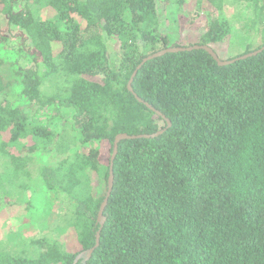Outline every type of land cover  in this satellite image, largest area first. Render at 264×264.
<instances>
[{
  "label": "trees",
  "instance_id": "16d2710c",
  "mask_svg": "<svg viewBox=\"0 0 264 264\" xmlns=\"http://www.w3.org/2000/svg\"><path fill=\"white\" fill-rule=\"evenodd\" d=\"M46 1L50 19L0 0V23L28 41L18 48L0 32V197L6 183L37 180L66 211L58 237L0 242V264H264V49L240 58L264 39L226 64L187 48L230 33V2L253 6L252 28L264 27V0H204L213 10L189 45L162 33L157 13L189 0ZM105 35L120 41L116 59ZM172 47L186 49L145 62L131 91L142 61ZM121 133L134 137L119 142L102 224ZM56 153L55 164L40 163ZM68 232L73 242L60 239Z\"/></svg>",
  "mask_w": 264,
  "mask_h": 264
},
{
  "label": "rangeland",
  "instance_id": "374dc122",
  "mask_svg": "<svg viewBox=\"0 0 264 264\" xmlns=\"http://www.w3.org/2000/svg\"><path fill=\"white\" fill-rule=\"evenodd\" d=\"M25 6H28L37 18L50 19L54 14V10L47 4L46 0H18L16 9L19 10ZM157 9L160 16L158 20L160 31L168 35L172 42H178L182 45L201 41L204 27L208 22V13L213 10L204 0L201 2L189 0L182 8L175 2L165 1L160 3ZM226 16L231 26L230 33L223 40L212 43L213 49L216 50L220 58L227 59L242 54L249 44L255 46L264 39V27L252 28L254 20L253 6L230 2L226 6ZM6 20V17L1 20V34L7 36L11 41L10 43L15 47H24L25 43L28 42L24 32L18 29L10 31ZM105 40L110 56L116 59L120 41L107 35H105ZM3 42L0 40L1 46H3ZM53 46L55 53H58L61 44L55 42ZM21 61H25L23 64L27 66L32 64L26 60ZM49 84L47 85L49 86ZM23 106L28 110L34 108L25 100ZM24 143L27 142L24 141ZM90 145L96 146L97 143H91ZM79 148L80 144L78 143L71 152ZM103 149L104 161L107 162L109 150L108 147ZM60 157V154L57 153L53 156L50 154V156L40 158L39 161L40 163L50 162V164H55ZM4 163L5 160L0 153V174L5 171ZM35 182L30 180L28 182L29 187L5 184L7 187L4 188L0 197V242L11 245L17 239V236L22 241L30 238L36 239L38 236L45 234L49 235L51 239L58 237L56 227L66 208L57 200L54 192L43 189L37 184V180ZM102 185L103 181L98 179L94 183V191L99 193L102 190ZM60 239L62 241L68 240L69 243L74 240L70 232L60 236Z\"/></svg>",
  "mask_w": 264,
  "mask_h": 264
},
{
  "label": "water",
  "instance_id": "95a60500",
  "mask_svg": "<svg viewBox=\"0 0 264 264\" xmlns=\"http://www.w3.org/2000/svg\"><path fill=\"white\" fill-rule=\"evenodd\" d=\"M188 49H192V48H202V49H205V50H207L218 62H219V64H226V63H228V62H231V61H224V60H222L220 57H219V55H218V53L211 47V46H209V45H194V46H191V47H187ZM181 49H186L185 47H182V48H168V49H166V50H164V51H160V52H158V53H155V54H153V55H150V56H148V57H146L143 61H142V63L138 66V69L135 71V73H134V75H133V77H132V79L130 80V82H129V89L132 91V86H131V84H132V80H133V78H134V76L136 75V73H137V71L141 68V66L145 63V62H147L148 60H150V59H152V58H154V57H157V56H159V55H162V54H164V53H166V52H174V51H177V50H181ZM264 49V46L262 47V48H260L259 50H257V51H254V52H252V53H248V54H245V55H243V56H241L240 58H245V57H247V56H250V55H253V54H256V53H258V52H260V51H262ZM148 106L150 107V108H152V109H154L150 104H148ZM159 114H160V112H158ZM168 123H169V125H170V121H168ZM157 134H159V133H157ZM132 137H134V136H130V135H128V134H126V133H121V134H118L117 136H116V138H115V141H114V148H113V154H112V157H111V168H110V175H109V178H108V191H107V195H106V198H105V200H104V202H103V204H102V206H101V209H100V212H99V221L102 223V224H104V221H105V217H104V209H105V207H106V205H107V203H108V199H109V197H110V195H111V192H112V189H113V185H114V172H113V164H114V159H115V156H116V154H117V151H118V145H119V142L122 140V139H127V138H132ZM99 243H100V231L98 232V234H97V240H96V245H95V247H97L98 245H99ZM95 247H93L92 249H89L88 251H86V252H83L82 254H80L78 257H77V259H76V261L75 262H77L82 256H86V257H90L91 256V254H92V252L94 251V249H95Z\"/></svg>",
  "mask_w": 264,
  "mask_h": 264
}]
</instances>
